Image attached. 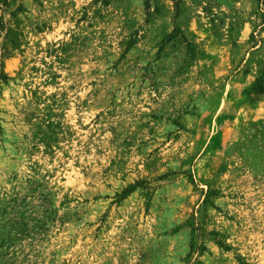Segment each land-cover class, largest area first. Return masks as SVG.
<instances>
[{"label": "rangeland", "instance_id": "rangeland-1", "mask_svg": "<svg viewBox=\"0 0 264 264\" xmlns=\"http://www.w3.org/2000/svg\"><path fill=\"white\" fill-rule=\"evenodd\" d=\"M0 264H264V0H0Z\"/></svg>", "mask_w": 264, "mask_h": 264}, {"label": "crops", "instance_id": "crops-1", "mask_svg": "<svg viewBox=\"0 0 264 264\" xmlns=\"http://www.w3.org/2000/svg\"><path fill=\"white\" fill-rule=\"evenodd\" d=\"M224 29H225V28H224V26H223V27L221 28V31H222L223 33H224V31H225Z\"/></svg>", "mask_w": 264, "mask_h": 264}]
</instances>
